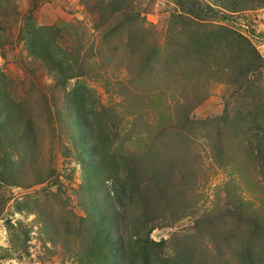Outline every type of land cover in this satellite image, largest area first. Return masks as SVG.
Listing matches in <instances>:
<instances>
[{"label": "rangeland", "instance_id": "rangeland-1", "mask_svg": "<svg viewBox=\"0 0 264 264\" xmlns=\"http://www.w3.org/2000/svg\"><path fill=\"white\" fill-rule=\"evenodd\" d=\"M245 113L264 7L0 0V264H264Z\"/></svg>", "mask_w": 264, "mask_h": 264}, {"label": "trees", "instance_id": "trees-1", "mask_svg": "<svg viewBox=\"0 0 264 264\" xmlns=\"http://www.w3.org/2000/svg\"><path fill=\"white\" fill-rule=\"evenodd\" d=\"M234 2L235 7L240 6L241 3L248 2L249 4H255V7H264V0H232ZM205 8L208 10H212L208 5H205ZM241 10V9H239ZM226 40H234V43L239 48H244L245 50H251L253 53V56L256 57V60H260L258 57L257 52L254 50L250 42L242 37L241 34L234 32V31H228ZM260 65H255L253 69L249 72L247 75L248 78L253 77L255 74H257L258 70L260 69ZM242 121L246 125L247 129V138L245 139V142L247 146L251 148V155L254 158H259L260 160V168L262 171V177L264 178V120H262V117L253 115L251 113H245L241 116ZM258 220H257V218ZM249 227L252 231V233L257 234V230L260 229L264 233V216L260 217L256 215L255 217H248ZM249 256L253 254V250L251 249L248 251Z\"/></svg>", "mask_w": 264, "mask_h": 264}]
</instances>
